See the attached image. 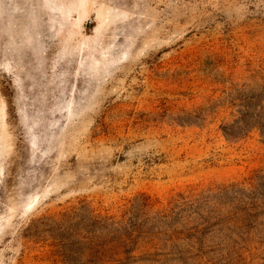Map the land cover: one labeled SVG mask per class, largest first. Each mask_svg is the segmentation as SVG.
<instances>
[{
    "label": "rangeland",
    "instance_id": "obj_1",
    "mask_svg": "<svg viewBox=\"0 0 264 264\" xmlns=\"http://www.w3.org/2000/svg\"><path fill=\"white\" fill-rule=\"evenodd\" d=\"M247 91L264 102V0H0V264H63L29 230L68 207L150 217L264 171L258 131L222 132ZM172 238L109 239L105 263L264 264Z\"/></svg>",
    "mask_w": 264,
    "mask_h": 264
},
{
    "label": "trees",
    "instance_id": "obj_2",
    "mask_svg": "<svg viewBox=\"0 0 264 264\" xmlns=\"http://www.w3.org/2000/svg\"><path fill=\"white\" fill-rule=\"evenodd\" d=\"M261 98L260 94L248 91L231 96V100L239 103L233 104L237 117L222 127L224 136L244 135L256 130L264 137V102ZM176 200L179 202L167 211H157L143 218L130 213L126 221L107 214H94L87 205L78 204L42 218L29 233L30 237H38L40 234L37 233L45 235L47 241L60 250L63 264H106L108 257L104 259V244L109 239L130 235V232L146 235L148 230L155 233L170 231L174 241H181L183 248L178 253L185 258L211 255L216 259L240 261L244 255L255 257L264 246L263 170L239 183L198 194H178ZM172 239L170 242L176 248ZM127 246V243L121 244L123 249Z\"/></svg>",
    "mask_w": 264,
    "mask_h": 264
}]
</instances>
